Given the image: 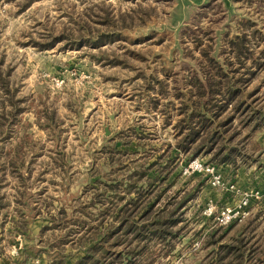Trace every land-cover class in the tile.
<instances>
[{
    "label": "rangeland",
    "instance_id": "1",
    "mask_svg": "<svg viewBox=\"0 0 264 264\" xmlns=\"http://www.w3.org/2000/svg\"><path fill=\"white\" fill-rule=\"evenodd\" d=\"M206 2L0 0V185L4 181L3 189L15 196L16 178L10 174L19 158L17 172L33 175L26 185L34 188L35 206L27 218L0 230V264H44L47 256L36 251L38 246L59 242L67 232L62 254L72 264L83 253L76 248L78 239L89 240L84 230L115 221L117 204L108 215L98 214L101 204L83 206L102 182L144 171L162 178L165 161L176 156L175 91L186 66L196 65L202 49L227 48V37L243 34L255 51L264 49V0H240L229 14L223 0ZM109 32L122 37L98 39ZM114 59L119 63H109ZM262 77L264 67L257 76ZM54 78L62 85L56 86ZM110 90L115 92L111 99ZM257 96L264 106V81ZM261 132L249 140L254 153L247 168L255 169L242 178V188L264 183V148L256 141ZM183 164L175 158L167 177L150 187L142 180L147 203L160 195L157 209L169 203V209L176 208L194 183L202 184L180 209L185 220L173 227L183 224L174 248L166 252L164 245L153 264H205L212 256L211 236L231 242L245 226L252 264H264V199L252 203L245 221L217 226L203 211L211 202L222 205L226 191L210 187L202 174L182 175ZM222 168L225 181L236 184ZM52 215L63 223L55 226Z\"/></svg>",
    "mask_w": 264,
    "mask_h": 264
},
{
    "label": "trees",
    "instance_id": "2",
    "mask_svg": "<svg viewBox=\"0 0 264 264\" xmlns=\"http://www.w3.org/2000/svg\"><path fill=\"white\" fill-rule=\"evenodd\" d=\"M26 5L25 2L22 8ZM121 37L119 32H109L101 34L98 39L113 42ZM225 40L227 48L224 46L216 53L212 46L202 49L196 65L186 66L187 74L181 77L175 91L178 105L172 135L176 156L167 159L160 169H166L162 172L164 179L175 158L186 163L194 158L207 157L205 163L218 168L227 165L233 170L247 167L253 161L254 152L248 148L249 140L257 131L264 130V106L259 105L261 99L257 96L264 81V77L257 78L264 67V49L255 51L243 34ZM109 63L119 62L114 59ZM168 148L171 149V145ZM160 177L159 173L151 177L144 171L124 179L104 180L100 191L83 206L101 204L98 214L108 215L111 206L117 204L115 221L88 226L84 231L89 233V240L83 241L82 236L78 239L76 248L83 249V253L72 264H153L155 253L164 245L166 252L171 251L173 240L180 235L183 224L176 230L173 227L185 220L180 209L199 194L202 184L201 180L194 183L176 208L169 209L168 205L172 204L169 203L157 209L155 206L160 195L147 203L144 196L147 189L144 190L142 180L146 178L150 187L155 179L163 181ZM50 218L55 226L63 223L62 219L57 222L54 215ZM245 229L246 226L231 242L221 243L211 236L212 256L205 264H252L251 254L245 246L249 240ZM68 235L69 232L59 242L50 241L38 246L36 251L47 256L45 264H66L62 247L68 244ZM159 241L164 243L158 246Z\"/></svg>",
    "mask_w": 264,
    "mask_h": 264
},
{
    "label": "built area",
    "instance_id": "3",
    "mask_svg": "<svg viewBox=\"0 0 264 264\" xmlns=\"http://www.w3.org/2000/svg\"><path fill=\"white\" fill-rule=\"evenodd\" d=\"M54 82L56 86H60L63 80L54 78ZM181 174H202L206 176L207 184L210 187L223 188L231 194V201L223 205L211 202L204 208L203 214L211 218L217 226H227L245 221L250 215L252 203L264 199V183L256 188H242L233 182L225 181L218 167L205 163L199 158L184 163L181 166Z\"/></svg>",
    "mask_w": 264,
    "mask_h": 264
},
{
    "label": "crops",
    "instance_id": "4",
    "mask_svg": "<svg viewBox=\"0 0 264 264\" xmlns=\"http://www.w3.org/2000/svg\"><path fill=\"white\" fill-rule=\"evenodd\" d=\"M239 1L240 0H234L233 4L235 5V4L239 3ZM112 93H115V92H112V90H110V92H108L107 95L110 96V97H108L109 99L114 97L111 95ZM97 94H98V97L100 98V96L102 94L100 87L97 88ZM103 95H106V93ZM134 98H135V96H134ZM44 125L45 124H40V126H44ZM18 132H20V129L18 130ZM17 137H18V139H20V136H17ZM256 141L258 142V144L261 147L264 148V132L257 134ZM263 153H264V150H263ZM17 162H18V164H17ZM17 162L15 163L16 166H18L16 168L20 170V168H19L20 159L19 158L17 159ZM251 168L250 167L247 168L245 166H240L239 168L233 170L230 166L225 165L222 169H223L224 173L229 174V176H232V178L235 179V182L238 186L239 185L241 186V184H243L241 181L242 178L246 174L250 173ZM17 169H16V172H12V174H10L11 176L16 178L15 179L16 185L14 186V189H12L15 192V196L9 195L10 194V193H8L9 191L3 189V186H5L4 181L1 183L2 186L0 185V187H1L0 199L2 201L0 203V230L1 229H7L5 227L8 226L9 223H12V221H16L19 218H21V219L27 218L29 212L32 211V210L30 211V207L33 208V211L35 209V206H32V205H34V203H31V198L34 197V188H31L29 185H26V182H29V180L31 178H33V175L31 173L30 174L29 173H22L21 174L20 171L17 172ZM252 169H255V167H253ZM4 177L6 179L7 174H5ZM5 182H6V180H5ZM243 188H245V187H243ZM229 200H230L229 194L226 192H223V195L219 201H222L221 204L223 205V204L227 203ZM13 208L15 210H13ZM17 213H19L18 216L16 215Z\"/></svg>",
    "mask_w": 264,
    "mask_h": 264
},
{
    "label": "water",
    "instance_id": "5",
    "mask_svg": "<svg viewBox=\"0 0 264 264\" xmlns=\"http://www.w3.org/2000/svg\"><path fill=\"white\" fill-rule=\"evenodd\" d=\"M207 2H208V0H206ZM224 1V3L227 5V14H229L230 12H232V13H234V7H232V5H233V1L234 0H223ZM206 2V3H207ZM205 3V2H204ZM232 15H235L236 16V14H232ZM105 134H108V130L107 129H105Z\"/></svg>",
    "mask_w": 264,
    "mask_h": 264
}]
</instances>
